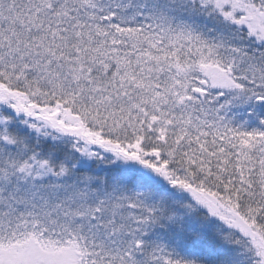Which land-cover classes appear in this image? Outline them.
Segmentation results:
<instances>
[{"label":"snow or ice","instance_id":"6c2138e0","mask_svg":"<svg viewBox=\"0 0 264 264\" xmlns=\"http://www.w3.org/2000/svg\"><path fill=\"white\" fill-rule=\"evenodd\" d=\"M0 264H264V0H0Z\"/></svg>","mask_w":264,"mask_h":264}]
</instances>
